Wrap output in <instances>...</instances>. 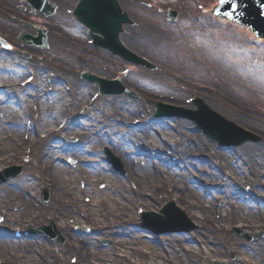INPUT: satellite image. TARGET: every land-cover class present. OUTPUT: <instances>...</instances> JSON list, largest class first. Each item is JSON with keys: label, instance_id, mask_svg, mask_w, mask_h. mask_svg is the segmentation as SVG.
<instances>
[{"label": "bare ground", "instance_id": "bare-ground-1", "mask_svg": "<svg viewBox=\"0 0 264 264\" xmlns=\"http://www.w3.org/2000/svg\"><path fill=\"white\" fill-rule=\"evenodd\" d=\"M47 1L56 8L55 15L51 17H46L35 5L24 4L21 0H0V35L9 41L12 48L6 51L0 46V167L19 163L27 172L0 186V215L5 217L0 224L2 230L13 226L33 225L35 228L48 219L60 221V236L67 242L61 253L78 256L79 264H131L129 260L131 262L133 258L136 263L143 259L146 264H208L210 257L227 255L224 250L225 225L237 227L244 224L252 231L264 230V211L245 202L247 196L240 194L242 185H245L244 190L250 185L253 192L264 198V40H256L248 28L214 18L211 14L218 4L217 0H116L118 5H108L110 8L106 14L108 44L117 46L112 37L117 32L116 38L126 49L147 58L160 70L149 74L128 67L133 77H126L119 73L125 62L107 52L92 50L82 36L74 35H85L89 41L94 38L86 26L78 25L66 13V9L75 11L79 0ZM200 1L202 4H198ZM97 3V11L101 13L100 10L110 0H98ZM197 4L206 7L207 17H200L192 10ZM169 9L179 16L173 25L166 22ZM127 15L132 25H128ZM16 20L28 23L30 28L32 25V28L44 30L48 50L37 53L34 52L36 49H29L32 59L20 60L16 54L23 51L19 48L17 37L28 28L20 27ZM120 21L127 24L122 27ZM250 41L257 46H250ZM253 55L257 56L253 61L260 59V66L247 62ZM29 70H34L40 79L39 86L33 90L31 86L23 89L20 85ZM84 71L98 78L118 76L122 85L140 99L105 98L103 107L90 105L89 97L96 87L80 79L79 73ZM51 73H54V78L50 77ZM65 86L71 88L70 93L64 89ZM187 95L200 99L205 106L227 120H235L237 126L261 137V143L240 149L224 147L219 152L211 143L193 135L195 128L184 121L186 118L177 120L173 117L177 133L174 140L170 123L155 119L150 123L142 120L139 126L128 128L134 118L147 114V110L155 104L169 101L173 96L174 102L181 105ZM168 109L171 112L182 111V115L192 118L194 115L191 113L195 114V111ZM185 109L190 108L185 106ZM75 116L78 118L73 119ZM195 118L214 130L226 131V127L212 117L199 114ZM28 119L32 120L38 133L41 131L48 135L47 141L39 137L28 143L23 140L24 134L35 135V129L27 130L25 126ZM64 120L66 124L61 131L52 130ZM153 125L166 137L167 142L163 146L170 153L166 157L170 156L171 160V156H175L181 161L182 171L179 164L163 168L150 156V159H141L130 153L140 150L141 157L149 152L155 159L166 161L160 156L165 150L159 144L157 135L151 131ZM72 136L80 137L82 144L79 150H72L70 154L81 163L76 172L58 164L64 159V151H57L52 144ZM86 144L91 146L86 147ZM27 147L31 149L29 164H22ZM104 147L114 157L120 158L119 162L127 172L126 177L139 186L136 193L130 192L128 186L125 190V182L113 172H107L106 167L90 164L91 168H85L82 164L85 158H98L99 151ZM199 155L206 156L208 163L205 166L198 161ZM232 160H237L236 165L231 164ZM195 170L201 176H196L193 173ZM223 175L227 178L226 183L219 181ZM94 178L103 179L102 184L106 185L103 191H98L99 180L91 181ZM197 178L208 186L220 185L223 188L216 187L215 194L208 196L207 191L199 187ZM41 185L51 191V203L46 208L38 206L31 197ZM71 187L72 190H69ZM107 192L111 194L110 204L102 200L94 206L92 213L83 211L78 205L81 195L99 197L100 193ZM158 195L168 202L175 198L176 207L193 219L203 216L205 231L200 235L212 246L209 256L183 249L186 236L182 235L167 246L171 250L183 247L180 255H164L165 248L161 251L153 248L150 242H144L151 255L136 252L131 253L132 258L121 261L116 258V246L100 250L94 239L79 236L65 223V219H75L77 223L85 220L96 227L94 231L100 236L110 233L115 226L129 230L126 240L121 239L117 244L119 247L126 246L125 253L130 255L132 250L127 246L134 245L136 235L135 231L130 232L136 219L133 211L140 205L148 213L158 212L164 203ZM73 196L76 199L73 200ZM223 201L226 202L224 206L221 204ZM119 202H122V209L118 208V214H115ZM17 204H23L24 209L14 211ZM36 209L43 211L41 216L34 211ZM215 214L224 215L222 223L214 219ZM179 222L173 220L171 223L183 224ZM50 241L43 235L19 242L0 237V258L3 264H64V260L53 252V246L49 247ZM231 247L243 258L229 264H264V241L247 245L233 240ZM149 258L153 260L148 262Z\"/></svg>", "mask_w": 264, "mask_h": 264}, {"label": "rangeland", "instance_id": "rangeland-1", "mask_svg": "<svg viewBox=\"0 0 264 264\" xmlns=\"http://www.w3.org/2000/svg\"><path fill=\"white\" fill-rule=\"evenodd\" d=\"M22 2H24L23 0H21ZM202 2H198V4ZM24 4H26V2H24ZM197 4V5H198ZM199 5L194 7L192 10L194 12H197L199 15H204L203 14V11H201V9H198ZM200 7H203L200 5ZM67 11H70V9H66ZM66 11V13H67ZM172 10L169 11V13L167 14V23H171L172 25L174 23L177 22L179 16H178V13L177 14V18L174 22H172L171 18H170V14H171ZM55 15V14H54ZM128 17V15H127ZM75 19V18H74ZM129 19V24L128 25H132V20L128 17ZM171 20V22H170ZM17 24L20 26V27H27L28 30L26 32H22L18 37H17V41H18V44L19 45V48L23 51L21 52L19 55H17L18 58H22L23 59V55H28V61L32 59V52H29V49H36V51L34 52H41V51H47L48 50V47L47 48H38L37 47H33L32 45H28L26 43H23L20 41V37L22 36V34H28L30 36H33V37H37V33L34 32L31 28H30V25L26 22H22V21H18L16 20ZM133 26H134V23H133ZM32 27V25H31ZM31 31H33L34 33H31ZM35 34V35H34ZM76 36H82L84 37L85 41L86 42H89L87 40V38H85V35H79V34H74ZM101 38L104 39V37L100 36ZM248 42V40H247ZM252 43V44H251ZM89 44V43H88ZM250 46H257L254 42L250 41L248 43ZM90 45V44H89ZM122 45V44H121ZM124 47V46H123ZM124 49L127 51L125 53H128L129 54V60L125 59L124 57L120 56V55H115L113 52H111L110 50L108 49H103V48H98L96 46H92V50L94 51H101V52H107L108 54H111V56L113 57H117V58H120V60H122L123 62L126 63V65L122 68V70L119 71V73H121L122 71L125 72V74L129 71L127 70V67H131L132 69H141V70H144V71H147L149 74L151 73H156V72H159V68L158 66L155 64V63H152L150 60H148L147 58L145 57H141L139 55H136L134 53H132L131 51H129L128 49H126L124 47ZM127 54V55H128ZM257 57L256 55H253L251 56V58L249 60H247V62L249 61V63L252 65H255V66H259L257 63L258 61H260V59H256L255 61H253V59ZM137 59V60H136ZM21 60V59H20ZM141 61V62H140ZM137 62H140V63H137ZM130 72V71H129ZM32 73H35V71H33ZM131 74V72H130ZM51 76L54 75V73H51L50 74ZM131 77H133V75H130ZM82 78V75L80 76V79ZM25 79V76L22 78V81H24ZM107 80L108 81H116L118 80V77L117 76H114L112 78H108L107 77ZM38 82V79L37 81L34 83L36 84ZM66 87V90L69 92L71 90V88L68 86H65ZM185 87V86H184ZM184 87H182L184 89ZM120 88L123 90V94L121 95H103L101 96V98L99 100H97L96 102V106L98 107L101 106L103 107V103H104V99L105 98H109V99H118V98H128V99H132V100H139V96L134 93L133 91H130L129 89H127L126 87H124V85H122V83L120 82ZM119 88V89H120ZM65 89V88H64ZM95 94H98L100 95V87L97 86L96 90L91 94V96L89 97V100L92 99L93 95ZM193 97L191 95H187L184 97L183 99V103L181 105H178L174 102V97L172 96L170 98L169 101H162L161 103L159 104H162V105H165V106H171L173 108H176V109H180V110H185L184 112H188V111H192V110H195L196 108L195 107H189L190 109H185V106H189L188 102L190 101V99H192ZM162 99V98H161ZM103 100V102H101ZM155 107V106H154ZM157 107V105H156ZM157 109V108H156ZM262 110V108H261ZM151 110L149 109L148 112H150ZM156 111V110H155ZM153 112V110L150 112L149 115H152L150 120H158V121H163V122H166V123H170L169 127H170V130L173 132V135H174V138L173 140L175 139V136H177V133L174 131V124H173V121L172 119H167V118H160V117H157L156 116V112H154L153 114H151ZM216 112V111H215ZM264 114V113H263ZM146 115L143 113L141 114V118L142 119H145ZM264 117V115H263ZM140 117H136V119L134 118L133 119V123L135 124H139L138 122L140 121L141 119ZM177 120H180V119H177ZM233 120V119H232ZM184 121H187V122H190V125L193 126V128H195V131L193 133V135H196L202 139H204L203 141H207L208 143H211L212 147L217 150V151H221L222 149H220L219 145L213 141H211L210 139H208V137H206L203 132H201L200 130L197 129L196 125L192 122V121H189V120H184ZM232 122H236L235 120L232 121ZM30 123V122H29ZM56 127V126H55ZM104 128L106 129L107 126H104ZM151 131L153 133H155L157 135V140L160 142L159 144L161 146H163L164 144H166V137L160 132V129H158V127H156V125H153L151 126ZM246 132H249L251 135H253V140L250 141V142H247L246 144L244 145H241L240 147H234V149H240L241 147H245V146H253V145H259L262 141L261 137H259L258 135L250 132V131H247V130H244ZM82 131H79V133H81ZM83 133V132H82ZM177 138V137H176ZM24 139L25 141H27V139L25 138L24 136ZM32 139V137H31ZM176 140H179V137L176 139ZM80 137H76V136H72L71 138H66V137H63L61 140L57 141V142H53V146H56L57 147V151L58 150H61V144L63 145V148H67L69 147L68 150H73V149H79V142H80ZM163 150L167 151L166 148H162ZM101 151V153H100ZM99 151V157L98 158H85L84 161L82 162V164L85 166V168L89 167V164H99L100 166H104L107 168V172L108 171H113L117 176L118 178H121L122 179V182H125L123 183V185L126 187L125 190L127 189V186L128 188L131 190V188H134V190H137L138 189V185H136L135 183H129L127 181H125V178H126V175H127V172L125 170V168L123 167V165L119 162L120 158H116L114 157V155H112L111 151L110 150H107V147H104L102 148V150ZM28 153V151H27ZM130 153L132 154V151H130ZM112 155L113 157H110L109 155ZM173 155V154H172ZM206 155V154H205ZM203 156V155H199L197 156V159L198 161L203 164L202 166H205L207 163H208V160L205 159L206 156ZM61 155H59L60 157ZM132 156H134V154H132ZM138 156V155H136ZM162 156V154L160 155ZM58 157V158H59ZM172 160L170 161L169 159H165L166 161H159V160H156L154 159L153 157L151 158V160H153L156 164L158 165H161L163 166L165 164V162H174V160H176V157L175 156H171ZM208 158V157H207ZM141 159H150L149 157H142ZM55 162H57V159H55ZM215 163V162H214ZM237 163V160H232L231 161V164L232 165H236ZM59 165H66L67 168H69L70 171H74L76 172L77 170H79V167L81 166V163L78 161V160H75L73 158V156L71 155H68V156H64V159L61 160L59 163ZM20 164L19 163H16V164H12L11 166H5V168H15L16 171H19L20 169H22L21 167L22 166H19ZM181 165V163H180ZM156 166V165H155ZM161 166H159V168H161ZM217 166V165H215ZM155 169H158V167H156ZM79 173V172H77ZM76 173L77 177H78V174ZM185 173H188L186 170H185ZM193 173L199 177V175L201 176V174H197L196 173V170L193 171ZM25 174H27V172L24 170H21L20 174L18 177H21L22 175L24 176ZM226 175V174H225ZM228 177V175H226ZM222 177V176H221ZM124 179V180H123ZM199 180V187L203 188L204 190L207 191L206 194H208V196H212L213 194H215V191H216V185L215 186H208L206 183H204L203 181H201V179L197 178ZM12 180V179H11ZM92 180H95V181H98V191L100 190H104V188L106 187V185H102L101 186V183L103 181L102 178H94V179H91ZM102 180V181H101ZM227 178H225V176L223 175V179L219 181L220 182H226ZM218 181V182H219ZM108 184V182H107ZM110 185V184H108ZM107 185V186H108ZM220 186V185H218ZM244 186L245 185H242V188L240 190V194H243L245 191L244 190ZM73 187H71L69 190H72ZM37 190H39L38 192L35 191L31 197H34L37 202L39 201L41 207H48L50 205V197H51V191L46 188V187H42V185L40 187L37 188ZM262 190V189H261ZM263 190H264V187H263ZM246 194V193H245ZM90 199V203H87V198ZM255 198L257 196H254ZM164 197L162 195H158V199L161 201V202H164L162 203L161 205V210L165 209V207H167L168 205H170L171 203H173L175 206H176V203H175V198L173 199V201H165L163 199ZM72 199H76L75 196L72 197ZM105 199L106 201H109V204L111 202V194H109L108 192L106 194H103V193H100V196H96V197H92L90 195L86 196V195H81L79 197V200H78V205L79 207L83 210V211H89V212H94L95 210V207L96 205L100 204V202ZM121 203L122 202H119V204L117 205V209L115 208V214L117 213L118 211V208L119 209H122V206H121ZM224 205H226V202L223 201V203H221ZM125 205V204H123ZM109 207V206H108ZM178 207V206H177ZM256 207H258V209H264V201L261 200V202L258 203V205H256ZM20 209H24L23 208V205L22 204H17V206L15 207V211H18ZM180 209V208H179ZM144 210V209H143ZM181 210V209H180ZM114 211V210H113ZM183 213H184V217H185V223L187 224L186 225V228L188 229L189 233H185V234H182L181 232L178 233H174V234H169L168 232L165 234V233H162L163 230L160 232L158 229H155L154 227H151V226H147L145 227V224H143V222H140L139 220H135L133 222L134 225H132L133 227H131L130 229V232H134L136 233V235L134 236L133 240H134V245L132 247L130 246H127L129 248H131L132 251H129V254L128 255L127 253H125V249H126V246L124 247H119L118 246V241H120L121 239L122 240H126V237H128V231L129 230H125L123 228H119V227H116L113 228L110 233H107V234H104V235H97L96 233H94V231H92V227L87 224L85 222V220H81L79 221V224L76 223L75 219H71L70 221L68 219H65V223L66 224H69L72 229L79 235V236H85V237H91V239H94L96 244L99 246L100 250H106L110 247H113V246H116L117 248V253H116V258L118 260H121L124 258V257H127L128 259L132 258L131 257V253H136V252H140L142 251L143 253H148V254H151V251L147 249L145 243L146 242H150L152 247L153 248H156V249H161V251L163 250L164 251V248L166 249L165 252H164V255H167V254H172L174 256L177 255H180L182 253V249L183 247L181 248H176L175 250H171L169 249L167 246L174 242L176 238L178 237H181L182 235L183 236H186V241H185V244L183 245L185 250H193L195 251V253L197 254H201V256H204V257H207L209 256V254L211 253L210 252V248H212L211 245L207 244L206 243V239L200 235V233H203L205 230L203 229V225H202V219H203V216L199 215V218L197 219H193L191 218V216H188L187 213L183 210H181ZM133 215L135 216V218H137V212H138V208H135V210L133 211ZM118 214V213H117ZM99 216V215H98ZM100 218V217H99ZM224 218V215L223 214H215L214 215V219L219 222V223H222V220ZM139 219V218H138ZM100 220H102V218H100ZM0 222H1V216H0ZM62 222L60 221H54L52 219H48L46 220L45 222H42L40 225H37L35 228H28L26 230V233L29 231V230H32L33 231V235L32 237H26L25 239H23L22 241H25L26 239H34V237H36L37 235H43V236H46L48 237L51 241L49 243V247L50 246H53L52 250L53 251H56L57 252V256H59L61 259L64 260V264H72L70 262V257H73V254H69V255H66V254H62L61 253V250L64 246V244H66V239H62V236L61 235V232H60V225H61ZM78 225V226H76ZM39 226V227H38ZM80 226H82L83 228L80 229ZM226 226V231H227V238L225 239L227 244L225 245V251H226V254L224 257L222 258H213V257H210L209 259V262L208 264H228L229 261L232 262V261H240L242 260L243 257L239 256L238 253L236 251H233L232 250V245H233V240H238L240 242H242L243 244H249V245H257L259 243H262L264 241V230H250L247 228L246 225H239L237 227H230L228 225H225ZM15 226L14 227H10L7 231V236L4 237L6 238L7 240L9 241H14L13 239V230H14ZM88 228V229H86ZM43 229H46L48 231V234L46 233H40L41 231H43ZM53 229V230H51ZM92 233H91V231ZM138 230V231H137ZM137 231V232H136ZM114 232V235L112 234ZM91 234V235H90ZM131 235V234H130ZM224 237V236H222ZM225 238V237H224ZM140 241V242H139ZM19 242V241H18ZM145 242V243H144ZM136 244V245H135ZM163 248V249H162ZM193 248V249H192ZM152 250V248H151ZM138 259H140L139 257H137ZM137 259V260H138ZM2 260V258H0V261ZM153 258H149L148 259V262L152 261ZM141 261V262H140ZM139 262L136 263V260L135 258L131 259V262L129 260V263L131 264H146L143 262V259H140ZM163 261H166V260H163ZM96 262V261H95ZM95 264H98V262H96Z\"/></svg>", "mask_w": 264, "mask_h": 264}, {"label": "snow or ice", "instance_id": "snow-or-ice-1", "mask_svg": "<svg viewBox=\"0 0 264 264\" xmlns=\"http://www.w3.org/2000/svg\"><path fill=\"white\" fill-rule=\"evenodd\" d=\"M225 7L230 8L231 11H219L220 9H224ZM239 7L240 6L237 3V0H218L216 12L218 15H224L227 16L230 20H235L238 15H242V13L239 11Z\"/></svg>", "mask_w": 264, "mask_h": 264}, {"label": "water", "instance_id": "water-1", "mask_svg": "<svg viewBox=\"0 0 264 264\" xmlns=\"http://www.w3.org/2000/svg\"><path fill=\"white\" fill-rule=\"evenodd\" d=\"M86 2H88V0H85V1H84V3H86ZM241 2H242L243 4H248V5H246V6H250V8H252V6H253V2L248 3V1H246V0H241ZM112 4H114V3H112ZM82 10H83V8L81 9V11H82ZM81 11H80L78 14H80ZM212 11H213V10H212ZM262 23H263V25L261 26ZM252 25H253L254 28H257V30H259V32H260L261 35L264 36V17L260 18V19H259L258 21H256V22H255V21L252 22ZM259 27H260V28H259ZM116 35H117V32H114V33L112 34V37L115 38ZM0 38H1L3 41H5V42H7L8 44H10L9 41H8L6 38H4L3 36L0 35ZM40 40H41V39H40Z\"/></svg>", "mask_w": 264, "mask_h": 264}]
</instances>
